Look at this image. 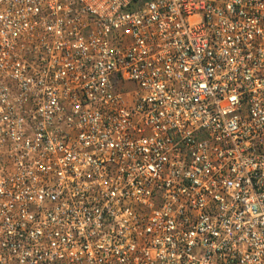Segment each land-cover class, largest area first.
Masks as SVG:
<instances>
[{"label": "built area", "instance_id": "2783aa9c", "mask_svg": "<svg viewBox=\"0 0 264 264\" xmlns=\"http://www.w3.org/2000/svg\"><path fill=\"white\" fill-rule=\"evenodd\" d=\"M0 264H264V0H0Z\"/></svg>", "mask_w": 264, "mask_h": 264}, {"label": "rangeland", "instance_id": "374dc122", "mask_svg": "<svg viewBox=\"0 0 264 264\" xmlns=\"http://www.w3.org/2000/svg\"><path fill=\"white\" fill-rule=\"evenodd\" d=\"M131 87V85H128V88H130Z\"/></svg>", "mask_w": 264, "mask_h": 264}]
</instances>
